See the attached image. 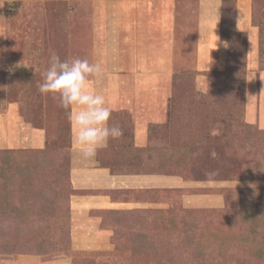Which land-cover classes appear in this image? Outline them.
<instances>
[{
	"label": "rangeland",
	"instance_id": "374dc122",
	"mask_svg": "<svg viewBox=\"0 0 264 264\" xmlns=\"http://www.w3.org/2000/svg\"><path fill=\"white\" fill-rule=\"evenodd\" d=\"M53 53L100 65L87 90L123 130L111 145L135 132L161 154L155 171L183 179L166 192L203 198L186 210L179 198L198 230L136 243L150 220L73 212L71 125L38 90ZM5 155L17 209L0 215V264H264V0H0V167ZM35 157L29 187L13 167Z\"/></svg>",
	"mask_w": 264,
	"mask_h": 264
},
{
	"label": "crops",
	"instance_id": "0c3cea01",
	"mask_svg": "<svg viewBox=\"0 0 264 264\" xmlns=\"http://www.w3.org/2000/svg\"><path fill=\"white\" fill-rule=\"evenodd\" d=\"M247 5L246 1L238 3L237 18L249 30ZM134 134L133 144L126 149L113 147L110 140L107 148L88 161L78 156L71 142L70 177L76 190L70 199L73 212L105 215L104 219L99 215L88 220H172L182 211L181 200L185 210L203 206L201 196L166 192L182 188L183 179L155 171L153 149L136 143L143 138Z\"/></svg>",
	"mask_w": 264,
	"mask_h": 264
},
{
	"label": "clouds",
	"instance_id": "9594fccd",
	"mask_svg": "<svg viewBox=\"0 0 264 264\" xmlns=\"http://www.w3.org/2000/svg\"><path fill=\"white\" fill-rule=\"evenodd\" d=\"M101 72L99 64L87 59H64L53 53L49 66L38 85L42 95L52 94L58 105L65 109L72 129V143L78 156L88 161L98 150L108 147L109 141L123 136L117 124H109L112 109L105 96L88 89L90 76Z\"/></svg>",
	"mask_w": 264,
	"mask_h": 264
},
{
	"label": "trees",
	"instance_id": "16d2710c",
	"mask_svg": "<svg viewBox=\"0 0 264 264\" xmlns=\"http://www.w3.org/2000/svg\"><path fill=\"white\" fill-rule=\"evenodd\" d=\"M179 151L181 154V158L178 161V162H180L179 165H189V163L191 161L189 160V157L187 156L188 155L187 148L181 147L179 149ZM14 152H18V151H3V153H7V156H8V154L14 153ZM170 152L174 153L172 151H170ZM161 157H162L161 154H158L157 158L155 157V159L161 160L163 158V157L162 158ZM159 158H161V159H159ZM34 160H36V163L33 166H29L27 164L22 166L19 163V164L15 165V167H13V170L16 171L18 174H20V171H23L24 175L22 177V181L25 182L29 187H31V183L33 181V177L35 176V174H38V175L41 174L42 173L41 171L45 167V165H43L41 162V157H35ZM1 163L4 166L0 167V215H7L9 212L15 211L17 208H16V206H11V207L7 208V206L9 205L8 204L9 196L6 193V190L8 189V186H10V183H8V181H7L8 174H6V173L8 172V169H9L7 166L9 163V159L6 157V155L4 156ZM255 166L257 167V164ZM36 167L38 169L33 171V169L34 168L36 169ZM28 186H26V187H28ZM22 187H23L22 185H18V188L21 190L23 189ZM242 198H243V196H242ZM242 200H245V198H243ZM245 207L246 206H244V208L242 209V213H243L244 217H246V212H247V210H246L247 208H245ZM247 213H249V212H247ZM178 217H179V215H178ZM178 217L175 219H172V220H150V222L148 224L149 226L138 224V226H135V228L132 227L133 228L132 231L135 233V236H136L135 242L136 243L137 242L142 243L147 239H148V241H154V238L156 240L160 241V240H162L161 238L166 236V235H176L175 232H177V235L184 234L185 231H188L189 233L194 232V231H190L188 229V226H191L193 229L198 230V229H196L197 228L196 224H194L193 222H192V224H190L189 220H179ZM120 228L123 229V226H120ZM145 242H147V241H145Z\"/></svg>",
	"mask_w": 264,
	"mask_h": 264
}]
</instances>
